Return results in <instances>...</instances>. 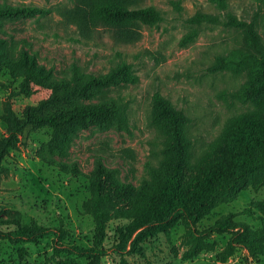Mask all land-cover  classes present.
<instances>
[{
    "label": "rangeland",
    "instance_id": "rangeland-1",
    "mask_svg": "<svg viewBox=\"0 0 264 264\" xmlns=\"http://www.w3.org/2000/svg\"><path fill=\"white\" fill-rule=\"evenodd\" d=\"M225 9L211 0H141L143 7L153 6L163 14L156 25H142L137 40L123 43L114 39L110 28L98 27L89 37L80 34L68 19L77 0H0L1 6H37L45 13L34 17L0 19V38L6 42L4 57L11 72L0 67V139L9 135L10 125L3 117L9 100L21 117L28 106H36L38 96L19 95L20 63L24 54L35 58L46 70L58 76L73 73L78 66L85 76L109 73L126 62L138 77L104 88L92 99L94 104L108 98H123L127 104L125 119L105 127L91 126L69 133L66 141L47 128L30 127L0 169V221L13 218L24 225H42L52 229L64 227L71 232V242L89 246L95 223L84 209L91 197L90 178L97 165L116 171L118 180L136 189L147 190L149 168L158 169L168 159V135L159 127L153 98L160 94L169 99L187 118V136L192 142V157L207 150L225 127L241 115L257 112L260 105L245 102L235 93L249 78L247 71L213 72L219 57L247 46V30L252 29L264 48V0H227ZM209 16L211 19H203ZM228 16L244 22V27L228 24ZM264 197L243 191L236 201L218 207L200 224L206 229L224 214H236L237 222L254 228L264 227V214L253 209L242 212ZM137 194L108 206L109 216L116 210H134ZM129 220L112 218L107 229L104 264H220L222 251L230 235L215 236V251L202 252L192 260L183 258L187 239L182 225L147 242L142 253L118 250L124 238L120 231ZM54 238L42 244L14 246L0 240V264H59L54 257ZM26 250L21 256L20 248ZM247 252L237 250L226 264H245ZM79 264H87L80 260ZM264 264V261H255Z\"/></svg>",
    "mask_w": 264,
    "mask_h": 264
},
{
    "label": "trees",
    "instance_id": "trees-1",
    "mask_svg": "<svg viewBox=\"0 0 264 264\" xmlns=\"http://www.w3.org/2000/svg\"><path fill=\"white\" fill-rule=\"evenodd\" d=\"M141 0H77V6L68 13L69 21L77 26L81 35L89 37L98 27L110 28L114 39L123 43L137 40L142 25H156L163 14L153 6L143 7ZM225 9L227 0H211ZM46 11L37 6H1L0 19L34 17ZM203 19H211L209 16ZM229 25L244 27L246 24L228 16ZM247 46L227 56L219 57L212 67L213 72L235 70L249 72L245 84L235 93L245 102H254L261 109L241 115L232 120L220 137L207 146V150L192 157V142L187 136V118L169 100L156 94L153 98L154 114L159 127L168 135V159L158 169L149 168L151 181L147 190L136 189L122 183L116 171L99 163L90 178L91 197L84 202V209L91 215L95 227L91 245L71 242V232L63 226L52 229L42 225H24L13 218L0 221V240L14 246L26 243L42 244L54 238V257L59 264H104L107 251L104 248L107 229L112 218L129 220L120 231L123 239L116 245L118 250L142 253L143 246L162 233H169L180 224L185 230L187 250L185 260H192L202 252L215 251L216 235H230L226 247L217 253L220 264H226L239 248L247 252L245 264L264 261V227L237 222L236 214H224L206 229L199 224L218 207L236 201L243 191L256 194L264 189V48L255 32L247 30ZM6 41L0 38V67L12 71L5 60ZM18 78L19 95L38 96L36 106H28L21 117L13 110L11 101L3 117L10 125L9 135L0 139V169L16 148L20 135L27 128H47L66 141L69 133L91 126L105 127L111 122L125 119L128 107L123 98H108L93 105L81 103L92 99L104 88L123 82H136L138 77L131 67L123 62L104 76H85L78 66H73L71 76L56 77L51 70L39 65L35 58L23 55ZM13 74V72H11ZM137 194L139 202L134 210H116L109 216L108 206ZM253 209L264 214V197L254 200L243 214ZM21 256L26 250L19 249ZM121 264H130L124 257Z\"/></svg>",
    "mask_w": 264,
    "mask_h": 264
}]
</instances>
